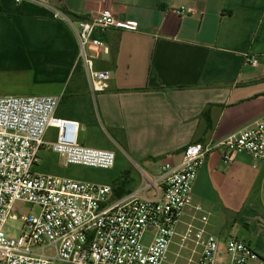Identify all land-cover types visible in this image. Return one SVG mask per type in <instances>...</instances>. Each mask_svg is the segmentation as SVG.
Returning <instances> with one entry per match:
<instances>
[{
  "label": "crops",
  "instance_id": "1",
  "mask_svg": "<svg viewBox=\"0 0 264 264\" xmlns=\"http://www.w3.org/2000/svg\"><path fill=\"white\" fill-rule=\"evenodd\" d=\"M46 2L0 0V97L61 95L69 107L92 104L95 125L81 123L60 104L56 114L76 120L79 133L83 126L93 129L103 140L98 149L115 154L111 182L99 183L111 186L110 201L131 193L155 196L162 164H179L187 145L219 142L264 116V0ZM103 8L136 22L137 29H110L101 36L110 56L95 67L109 70L111 80L106 91L92 94L86 77L76 76L77 67L84 71L75 32L54 12L77 20ZM181 9L192 13L178 14ZM206 109L210 126L203 119ZM55 137L51 128L45 141ZM78 140L84 145L83 137ZM251 163L241 154L224 164L214 150L196 181L215 180L225 196L220 214L204 210L209 232L220 239L236 233L264 257V166L252 169ZM190 215L186 211L184 220Z\"/></svg>",
  "mask_w": 264,
  "mask_h": 264
},
{
  "label": "built area",
  "instance_id": "2",
  "mask_svg": "<svg viewBox=\"0 0 264 264\" xmlns=\"http://www.w3.org/2000/svg\"><path fill=\"white\" fill-rule=\"evenodd\" d=\"M14 1L47 6V0ZM54 17L75 32L78 63L91 93L106 91L111 72L95 67L96 60L110 56L101 36L110 29L136 30L137 23L121 20L107 8L77 20L59 11ZM61 97H0V264H163L172 246L178 258L188 252L185 264H264L250 241L236 233L220 239L209 232L208 217L193 200L198 172L214 150H220L224 164L245 154L252 169L264 166V116L219 142L187 145L179 164H162L155 196L131 193L110 201V185L33 171L42 148L64 165L109 170L115 164L112 151L79 143L76 120L57 116ZM51 128L55 140L46 142ZM148 188L146 184L142 191ZM17 203L36 206L38 212L20 218ZM186 211L189 220H184ZM8 222L19 223V235L7 232Z\"/></svg>",
  "mask_w": 264,
  "mask_h": 264
},
{
  "label": "rangeland",
  "instance_id": "3",
  "mask_svg": "<svg viewBox=\"0 0 264 264\" xmlns=\"http://www.w3.org/2000/svg\"><path fill=\"white\" fill-rule=\"evenodd\" d=\"M84 139V145L98 148L101 147L98 145L100 141H103L99 135L88 126H83L79 133V138ZM103 137V136H102ZM118 163V160H116ZM114 167V166H113ZM109 170L97 169V168H89L77 165H64L63 161L56 155L55 153H41L39 155V161L36 166L33 167V171L42 174H51L57 175L60 177L71 178L80 181L94 182V183H110V174L112 172ZM194 197L197 202H199L203 210H212L215 215L220 214L223 209L225 203L224 198L221 192L218 189V185L215 180L212 179V182L206 183L202 181H196L194 183L193 190ZM260 200H264V189H262ZM262 205V206H261ZM264 203L260 204L259 207L264 210ZM18 207V216H21L29 213H37L38 208L33 205L17 203ZM207 208V209H206ZM218 221V219H215ZM217 223V222H216ZM181 230L183 226L180 227ZM7 232L12 235H19L20 226L18 222H8V226L6 227ZM217 229V227L215 228ZM241 229L240 226L236 225L234 227V231L237 232ZM150 231V230H149ZM212 232V231H211ZM214 233V232H213ZM148 235L145 237L147 239ZM177 247L172 246L167 254V257L163 264H185L186 256L188 254L187 251L181 252V257H176Z\"/></svg>",
  "mask_w": 264,
  "mask_h": 264
},
{
  "label": "trees",
  "instance_id": "4",
  "mask_svg": "<svg viewBox=\"0 0 264 264\" xmlns=\"http://www.w3.org/2000/svg\"><path fill=\"white\" fill-rule=\"evenodd\" d=\"M75 72H76V76L78 77V79L80 81L85 80V78H84L85 76H84L80 67H77ZM60 107H62L63 110L69 109L71 111H75L77 114L76 117H78L80 119V122L83 124L95 125V123H96L92 104H86L85 103L84 105L76 108L74 106H72V107L67 106V102L62 100L60 103ZM203 119L206 122V125L210 126V117H209V110L208 109H206V111L204 112Z\"/></svg>",
  "mask_w": 264,
  "mask_h": 264
}]
</instances>
